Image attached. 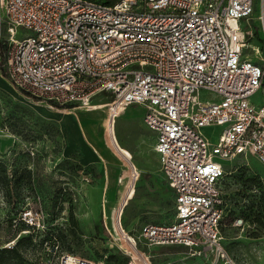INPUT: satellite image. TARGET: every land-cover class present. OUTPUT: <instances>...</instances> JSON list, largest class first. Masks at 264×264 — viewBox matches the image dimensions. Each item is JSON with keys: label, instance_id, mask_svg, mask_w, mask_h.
Returning a JSON list of instances; mask_svg holds the SVG:
<instances>
[{"label": "built area", "instance_id": "1", "mask_svg": "<svg viewBox=\"0 0 264 264\" xmlns=\"http://www.w3.org/2000/svg\"><path fill=\"white\" fill-rule=\"evenodd\" d=\"M254 19L264 41V0H0L3 72L14 88L50 108L104 107L113 141L119 113L139 106L155 135L172 217L129 235L120 224L122 198L115 226L128 240L126 264H151L137 246L199 248L206 264L225 257L222 163L250 156L264 166V102H251L264 52L260 63L243 55ZM18 29L30 33L16 38ZM200 91L210 95L201 99ZM98 95L106 102L92 103ZM204 127L221 128L215 143ZM129 167L135 182L139 171ZM60 264L100 263L63 255Z\"/></svg>", "mask_w": 264, "mask_h": 264}, {"label": "rangeland", "instance_id": "2", "mask_svg": "<svg viewBox=\"0 0 264 264\" xmlns=\"http://www.w3.org/2000/svg\"><path fill=\"white\" fill-rule=\"evenodd\" d=\"M257 23L254 19V36L243 55L260 63L264 41ZM28 33L18 29L16 38ZM7 36L4 31L0 39V161L7 171V184L0 189V264H60L63 255L100 264L126 262L128 242L115 226V211L127 185L135 187L128 191L122 209L120 224L125 233L136 236L146 222L166 223L173 212L172 191L157 171L151 136L139 116L142 109H124L114 125L118 144L133 156L138 179L130 181L129 164L119 158L123 165L115 164L118 176L111 184L103 161L85 164V151L76 141L88 143L86 134L75 127L72 114L86 117L92 111L69 109L71 115H62L53 109H63L50 108L8 84L2 60ZM199 95L203 99L210 94L200 91ZM105 98L98 95L92 103H104ZM251 102H264V78ZM102 109L98 134L113 151L105 133L106 109L96 110ZM220 130L204 127L201 133L215 143ZM139 138L144 140L142 155L136 143ZM222 164L228 166L220 182L225 212L220 242L225 257L213 264H264V166L250 156L246 161ZM240 220L242 224L236 225ZM137 249L149 256L151 264H206L199 248L174 244ZM109 256H114L111 262L106 261Z\"/></svg>", "mask_w": 264, "mask_h": 264}, {"label": "crops", "instance_id": "3", "mask_svg": "<svg viewBox=\"0 0 264 264\" xmlns=\"http://www.w3.org/2000/svg\"><path fill=\"white\" fill-rule=\"evenodd\" d=\"M6 79V78H5ZM6 81L8 82V84H10V82L6 79ZM11 85V84H10ZM136 108H141V107H139V106H129V107H127V108H125V109H128V111L130 110V109H136ZM142 109V108H141ZM54 111H57V113H61L62 115H71L72 114V112L70 111V110H65V109H63V110H58V109H56V108H54L53 109ZM98 112V110H94V111H92V112H90L86 117H82L81 115H78L77 113H73L72 114V120H73V122H74V124H75V127L78 129V130H81L82 132H84L85 134H86V136H87V141H88V143H86V146H85V144H84V142H82V140H80V139H78V138H76V141H77V143L78 144H80L81 146H82V148L84 149V151H85V153H84V162H85V164H100L102 161H103V163H104V168H105V173L107 174V176H109V178H110V180L112 181V182H110L111 184H113L114 183V179H116V176H118V169H117V167L115 166V164H117L116 162H114L113 160H110V158H112V157H114V155H112L111 153H108V155H106V156H103L102 155V153L99 151V149H98V147L96 146V144L94 143V140H92V138H91V136H90V134H89V132H88V129H87V126L88 127H91V130L93 129L92 128V125H94V123H95V116H96V113ZM123 112H124V109L119 113V116H118V118H121V116L123 115ZM54 113V112H53ZM142 115H143V110H142V112H141V114H139V116L141 117V120H142ZM132 117V116H131ZM85 118V119H84ZM59 119L60 120H62L63 121V123H65L66 124V120L65 119H63L62 117H59ZM94 120V121H93ZM103 120V119H102ZM100 120H98L97 121V125H96V129H95V131L97 132L98 130L97 129H99L97 126H98V122H99ZM143 123V122H142ZM143 126H144V124H143ZM145 127V126H144ZM146 128V127H145ZM146 130L150 133V136H151V151H152V153H153V155H154V157H155V161H156V166H157V171H158V173H160L159 172V170H158V159H157V156H156V154L154 153V151H153V144H154V138H155V135H154V133H152L151 131H149L147 128H146ZM95 132V133H96ZM103 138V137H102ZM84 140V139H83ZM136 143L138 144L137 145V147H138V150H139V153H140V155H142L143 154V143H144V140H142V139H138L137 141H136ZM92 147V148H90V146ZM89 146V147H88ZM86 149H85V148ZM95 147H97V149H98V151L101 153V155L99 154V152L96 150V148ZM125 150V149H124ZM93 151V152H92ZM97 152V153H96ZM125 152L129 155V157H131L132 159H133V156H132V154L129 152V151H127V150H125ZM117 158V157H116ZM114 159H115V157H114ZM118 160V162L120 163V160H119V158L117 159ZM106 163H108L110 166H108L107 167V165H106ZM112 165V166H111ZM162 176V175H161ZM163 179V178H162ZM165 182V181H164ZM173 195V194H172Z\"/></svg>", "mask_w": 264, "mask_h": 264}, {"label": "bare ground", "instance_id": "4", "mask_svg": "<svg viewBox=\"0 0 264 264\" xmlns=\"http://www.w3.org/2000/svg\"><path fill=\"white\" fill-rule=\"evenodd\" d=\"M103 109L101 110V111H98L97 113H96V116H95V123H94V125H92V130H91V127H88L87 126V129H88V132H89V134H90V136H91V138H92V140H94V142L97 144V146H98V149H99V151H102L104 154H105V156L106 155H108V153H111L112 155H114V157H115V159H114V157H112V158H110V160H113L114 162H116L118 165H120V166H122L123 164H122V162L120 161V163L118 162V158H120V159H122L123 161H125V162H127L128 164L131 162V163H133L134 164V162H133V159L131 158V157H129V155L125 152V150L118 144V142H117V138H115V136H114V141L111 139V137H109L110 136V130H111V128H110V126H106V128H105V133H106V135H108V137H109V144L112 146V148H113V151H111L108 147H107V145H106V143H105V140H103V138H102V136L100 137L99 136V134H98V131L96 132L95 131V129H96V125H97V121L98 120H100V121H102V119H103ZM94 121V120H93ZM98 130V129H97ZM96 132V133H95ZM0 135H1V132H0ZM113 135H114V128H113ZM86 146V145H85ZM85 148V147H84ZM86 149V148H85ZM116 156H117V158H116ZM135 165V164H134ZM136 167V166H135ZM128 187H127V189H126V191H127V193H125V195H124V198H129V194H128V191H130V190H132V189H134V187H135V185L134 184H132V183H130V184H128L127 185ZM124 202H122L121 204H123ZM126 205V203H124V205L123 206H125ZM127 242H128V240L126 239V238H124ZM131 264H132V262H131Z\"/></svg>", "mask_w": 264, "mask_h": 264}, {"label": "trees", "instance_id": "5", "mask_svg": "<svg viewBox=\"0 0 264 264\" xmlns=\"http://www.w3.org/2000/svg\"><path fill=\"white\" fill-rule=\"evenodd\" d=\"M7 184V171H6V166L4 165L3 162L0 161V189H2V187ZM30 179L28 178V182L27 185H30ZM29 240V237L28 239ZM19 241L16 242L15 246L17 245ZM15 246L12 248V250H15ZM5 251L3 252H9V250L3 249ZM114 258V256H109L108 259L106 260L107 262H111V260ZM114 262L116 264H126L125 260L123 261H118V260H114ZM109 264V263H106Z\"/></svg>", "mask_w": 264, "mask_h": 264}]
</instances>
